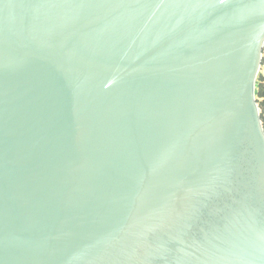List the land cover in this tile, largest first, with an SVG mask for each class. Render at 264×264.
I'll use <instances>...</instances> for the list:
<instances>
[{
	"label": "water",
	"instance_id": "obj_1",
	"mask_svg": "<svg viewBox=\"0 0 264 264\" xmlns=\"http://www.w3.org/2000/svg\"><path fill=\"white\" fill-rule=\"evenodd\" d=\"M264 0H0V264H264Z\"/></svg>",
	"mask_w": 264,
	"mask_h": 264
},
{
	"label": "trees",
	"instance_id": "obj_2",
	"mask_svg": "<svg viewBox=\"0 0 264 264\" xmlns=\"http://www.w3.org/2000/svg\"><path fill=\"white\" fill-rule=\"evenodd\" d=\"M255 97L260 112V120L264 130V78L257 79L255 84Z\"/></svg>",
	"mask_w": 264,
	"mask_h": 264
},
{
	"label": "rangeland",
	"instance_id": "obj_3",
	"mask_svg": "<svg viewBox=\"0 0 264 264\" xmlns=\"http://www.w3.org/2000/svg\"><path fill=\"white\" fill-rule=\"evenodd\" d=\"M260 77L264 78V48H263V53H262L261 67L259 69L257 79ZM257 79H256V81H257Z\"/></svg>",
	"mask_w": 264,
	"mask_h": 264
}]
</instances>
